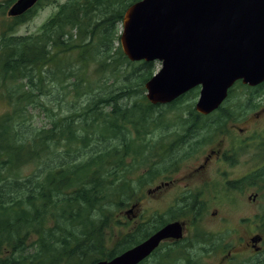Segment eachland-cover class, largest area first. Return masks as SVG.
Segmentation results:
<instances>
[{
    "label": "trees",
    "instance_id": "1",
    "mask_svg": "<svg viewBox=\"0 0 264 264\" xmlns=\"http://www.w3.org/2000/svg\"><path fill=\"white\" fill-rule=\"evenodd\" d=\"M137 1L69 0L39 33L0 38V97L8 104L0 115V264L101 260L103 251L98 247L103 238L98 233L108 225L109 207L123 205V192L134 190L121 175L133 172L125 170V158L134 154L136 167L146 164V145H135L154 126H164L162 109L166 107L154 106L145 97L124 104L125 91L101 93L92 85L97 83L88 79L87 65L105 61L106 48L118 36V23ZM73 29L79 37L74 38ZM117 51L126 63H132L120 47ZM75 52L76 63L66 58ZM116 59L108 60L107 68L117 72ZM139 66L146 71L152 65L142 61ZM152 74L143 75L142 83ZM49 81L53 88L62 84L66 97L71 96L67 114L59 112L64 108L61 101L49 109L40 99L46 96ZM197 94V90L188 93ZM80 96L92 97L83 102ZM40 106L59 114L50 127L31 122L29 107ZM156 109L158 114L153 116ZM143 180L139 178L141 186ZM140 233L129 236L125 246L143 239Z\"/></svg>",
    "mask_w": 264,
    "mask_h": 264
},
{
    "label": "rangeland",
    "instance_id": "2",
    "mask_svg": "<svg viewBox=\"0 0 264 264\" xmlns=\"http://www.w3.org/2000/svg\"><path fill=\"white\" fill-rule=\"evenodd\" d=\"M10 1L11 0H0V38L4 35L11 34L19 36L39 33L41 27L57 13L59 6L69 0H42L33 15L26 16L21 23H19L17 19L8 17V9L12 6L9 4ZM97 18L101 20L102 16H97ZM117 29L118 36L116 40L113 42V45L110 44L111 46L106 48L103 54L105 61L102 63H99V61L96 63L90 61L87 65L89 66L88 79L97 83L92 85L95 89H98V92L101 91V93L114 90L121 94V92L125 91L123 95L127 98L123 100V103L131 105L137 99L142 97L146 98L147 91L144 85L145 82L142 83V76L148 75L151 71L153 74L156 73L161 68V64L158 62L151 63V68L149 69L147 67L145 71L144 68H140V62L131 64L126 63L119 51H117L118 47H120L119 37L123 29L122 22L118 23ZM72 33L74 34V38H76V36L79 37L77 30L73 29ZM76 41L80 43L81 38H77ZM99 49L103 50V47H99ZM77 55L78 52H75V54L67 56L66 58L76 63ZM113 57L114 59L117 57L113 65V67L117 69V72L111 71V68H107V64L110 63L108 60H112ZM52 77V74H50L49 80H51ZM72 81L73 80H70L69 82ZM106 81L108 84H105ZM46 83L48 85V88L45 90L46 96L40 99L44 101L49 109L58 106V101H61L60 103L64 105V108H60L59 112L63 111V115L67 114L66 105L69 103L68 98H71V96L69 95L66 97V90H63L62 84H58V87L53 88L55 85L50 81ZM90 97L92 96H83L82 98L80 96L79 100L86 102ZM185 97L186 98L180 103L177 102L170 107L162 109L163 120L161 122L164 126L157 128L154 126L155 128L153 127L147 135L141 137L144 141L139 140L138 143L145 144L147 146V153L154 157L150 164L146 163L144 167L139 169L134 175L121 173L123 178L127 179V181H124L127 182L126 185L133 186L134 190L123 192L126 198L125 204H114L110 206V212L106 218L108 225L98 233L100 238H103V243L101 246L99 245L98 249L105 250V253L109 254V252L111 253L112 251L111 249H117L118 245L126 239L128 240L129 236L139 233V230L142 229L143 231L154 230L156 226L162 225L165 220L168 221L170 219L169 217H181L184 221L188 222L185 216L187 213H184L179 208L187 205L186 203L201 202L204 199L202 197L204 188L212 184L214 185L213 187L219 191L240 190L238 192L240 205L239 207L225 205L216 216H212L210 212L201 214L202 221H200L198 217L197 220L199 222L194 220L193 226L192 223L189 224L188 222L186 236L191 237L193 234L192 238L194 241L205 244L204 247L206 248L205 253L207 258L204 260L205 264H264L263 257H252L253 255L250 253L244 252L247 249H243L246 243L244 240L243 242L242 240L239 241L241 235H245L246 232L250 231L246 225L247 222L242 223L241 217L250 216L253 213L264 215V207L263 210L258 207L260 203H264V176L260 175L261 173L264 174V162L261 161L256 163L257 166L253 168V170H257V173L253 171V176L247 178L245 182L234 184L235 187L233 184H230V186L226 185L227 188L225 189L219 185L221 184L219 179H222L219 174H232V171L234 173L240 170L242 174L245 171H251L250 167H243L240 169L239 166H235L230 168L225 163L221 166L213 157V159L208 162V168L198 169L200 164L205 160V157L210 153V150L217 149V147H219L218 144L222 140L228 142L226 144V147H228L230 136L236 137L237 135L243 134L244 131H239L237 129H235L237 130L235 131L232 129L234 126L245 128L247 125L243 123L245 119L241 121L240 116L245 115L246 111H259L260 108L264 106V91L261 96L258 94L252 95L251 92L243 89L236 91L235 102L231 104L229 113L224 117L223 114L214 113L208 120L201 118L196 121L197 113L194 107L198 100L199 92L198 96L186 95ZM4 98L5 97H0V115L8 110V104ZM29 109L33 110L31 111V122L39 127H50L51 119L59 116L57 113L44 110L41 106L35 109L29 107ZM157 114L158 111L156 109L153 116ZM165 124L168 125L165 126ZM191 127L196 128L192 132H188ZM254 129H258L260 133L257 135V142L241 150L240 155L237 156L240 160L236 162L237 164L251 162L252 157L258 159L264 158V139L262 140L264 136L261 135H264V118L253 124L252 130ZM223 131H225V134H222ZM251 131L246 135H249ZM131 136L137 137V134L131 133ZM137 162L138 161H135L131 157L127 158L125 160L127 166L125 170H133V165ZM217 167H222L220 173H217ZM258 168L260 169L259 171L262 170L261 173L258 172ZM157 171L161 172V174H159L158 178H156L153 183L144 182V185H140L139 178L141 176H155L156 173H158ZM165 181H168L167 184H169L170 181L173 183L170 182V185L167 186L165 184L161 187L162 183ZM206 182L209 183L205 184ZM252 183H256V187L247 190V192H251V194L247 192L244 193L247 189L245 186H249ZM157 186L161 187V191L158 189L156 193L150 194L149 190L157 189ZM219 187L221 189H219ZM114 188L117 190L119 187L116 185ZM114 188L113 192H115ZM255 195V201L253 200L254 203L248 206L249 197L251 199ZM232 196L233 195L230 196L231 199ZM170 208L171 211L168 212ZM259 217L258 215V217L254 219L257 220ZM258 226L260 227L261 225ZM259 227L255 229L257 230L255 232L261 233L264 236V229L259 230ZM201 238H206L207 242L204 243L199 241ZM134 239L135 238H132V240ZM92 242L95 244L94 239ZM168 245L167 243L165 247ZM235 245L236 248L234 247ZM199 250L203 251L202 247H200ZM230 250L233 253H238L236 258H232L230 255L229 257L227 256ZM175 260L176 258L171 257L170 260H167L169 263L166 262V264H175ZM161 262L165 264L163 259H161ZM61 264L67 263L62 262ZM176 264H179V262H176ZM198 264L202 263L199 262Z\"/></svg>",
    "mask_w": 264,
    "mask_h": 264
},
{
    "label": "water",
    "instance_id": "3",
    "mask_svg": "<svg viewBox=\"0 0 264 264\" xmlns=\"http://www.w3.org/2000/svg\"><path fill=\"white\" fill-rule=\"evenodd\" d=\"M38 1L19 0L9 14H23ZM120 43L131 61L162 62L145 84L151 103L172 102L200 86L196 110L210 114L236 81H264V0H141L124 13ZM171 237H182L177 222L96 264H138Z\"/></svg>",
    "mask_w": 264,
    "mask_h": 264
},
{
    "label": "flooded vegetation",
    "instance_id": "4",
    "mask_svg": "<svg viewBox=\"0 0 264 264\" xmlns=\"http://www.w3.org/2000/svg\"><path fill=\"white\" fill-rule=\"evenodd\" d=\"M247 90L249 92L252 93V95H260L262 94V92L264 91V82L258 86L255 87H251L248 85L243 84L242 81H238L229 91V95L228 98L225 100V102L223 103V105L221 106V108L219 110H217L214 113H220L223 114V117L229 113V109L231 108V104L235 102V93L236 91L239 90ZM212 113V114H214ZM211 114V115H212ZM211 115L209 116H201L202 119H206L208 120ZM262 118H264V106L260 108L259 111H246L245 115L240 116V119L242 121V119H245L243 123H246V127L245 128H241V127H237L234 126V128L232 130H241L244 131L243 134L241 135H237L236 137H232L230 136V142L228 144V147H226V144L228 143L225 140H222L217 147V149H211L210 153H208V155L205 157V160L200 164V166L198 167V169H206L208 168L207 165L209 166V161L211 159H216V162H218L221 166H223V163H225L227 166H229L230 168H233L235 166H239L240 169H242L243 167H250L251 171H245L241 174V170L240 171H236L232 174L230 173H223V174H219L222 179H219L221 181V184H219L220 186H222L224 189L227 188L226 185L230 184H237L240 182H245L247 180V178H250L253 176V171L255 173H257V170H253V168H255L257 166L256 163L259 162H264V158L262 159H258L256 157H252L251 158V162H246L244 164H237L236 162H239L240 160L237 158V156L240 155L241 150L248 148L249 146L253 145L254 143L257 142V135L260 134L258 129H254L252 130V126L253 124L257 123L259 120H261ZM194 128V127H192ZM235 130V131H237ZM252 130V131H251ZM249 131L250 134L246 135ZM222 134H225V131L222 132ZM262 136H264L263 134H261ZM264 139V137H262V140ZM229 162V163H228ZM222 167H217V173L221 172ZM260 169L258 168V172L261 173V171H259ZM263 175L264 174H260ZM168 181L163 182V184L161 185V187H163L165 184L168 186L170 185V182L173 183L172 181L169 182V184H167ZM209 182H206L205 184H208ZM225 183V184H224ZM214 185L209 184L207 185L204 190H203V200L201 202H197V203H186L187 205L180 207V210H182L184 213H187L189 215L186 216V218L188 219L189 224L192 223V226L194 225V220H196L197 222H199L197 219L199 217L200 221H202V217L201 214L203 213H212V216H216L221 212V208H223L225 205L231 206V207H239L240 205V200L238 197V190H223V191H219L217 189H215V187H213ZM160 186H157V189L154 190H149V193H156V191H161ZM235 187V185H234ZM247 187V189L244 191V193L247 192V190H251L253 189V187H256V183H252L249 186H245ZM219 189H221L219 187ZM230 191V192H229ZM209 192H214V193H209ZM218 193V195H217ZM249 194H251V192H247ZM230 194V195H229ZM232 196V199L230 198V196ZM255 197L256 195L250 199L249 197V203L248 206H251L255 201ZM264 199V198H263ZM250 204V205H249ZM260 207L261 210H263L264 207V203H260ZM130 213V212H128ZM141 215V213H140ZM258 215L260 216L259 219L255 220L254 218H257ZM194 217V218H193ZM262 218V219H261ZM261 219V220H260ZM170 220H174V221H181V220H176V219H170ZM257 222H255V221ZM260 220V221H259ZM241 221L242 223H246V225L248 226V229L250 230L249 232H246L245 235H241L240 236V240L245 241L246 244H244L246 249L244 252L250 253L251 255H253L252 257H263L264 258V236L261 233L255 232L257 230H255L256 228H258V225H261L259 227L260 229H264V215L258 214V213H253L250 216H244L241 217ZM144 222V221H143ZM173 222V221H172ZM182 225H183V237L181 239H175V238H168L166 240H164L162 243H160V246L152 253L150 254L148 257H146L144 260H142L139 264H163L161 262V259L164 260V263L166 264V262L169 263L171 257L172 258H176L175 260V264L176 262H179V264H198L199 262L202 264L204 263V260L207 259L206 258V253L205 250L206 248L204 247L205 244H202L198 241H194L192 236L191 237H187L186 236V230L188 227V222L187 221H181ZM165 224V222L163 223ZM164 226V225H163ZM156 229L152 230L151 232L148 231V235L152 234ZM140 231V230H139ZM237 231V230H236ZM248 231V230H247ZM193 232V229H192ZM140 233V232H139ZM236 234V233H235ZM140 235L143 234H139L138 236L140 237ZM148 235H143V236H148ZM238 235V234H237ZM136 236V237H138ZM239 237V236H238ZM135 238V237H134ZM136 240V238L132 241L134 242ZM143 239H141L140 241H138L137 243H134L128 247L125 246L126 242L130 241V238L128 237V240L126 239L125 241L121 242L120 245H118L117 249H111V253L109 252V257L106 255L105 258H108V260H112V258L124 253L125 251L129 250L132 246L142 242ZM199 241L206 243L207 239L206 238H201L199 239ZM238 241V243H239ZM169 244L168 246L165 247L166 244ZM239 246V245H238ZM202 247V250H199V248ZM236 248V245L234 246ZM105 251V250H104ZM199 251V253H198ZM162 253V255H161ZM104 254V253H103ZM232 257V258H236L238 253H233L231 250L228 252V257ZM161 256V257H160ZM161 258V259H160ZM160 259V260H158Z\"/></svg>",
    "mask_w": 264,
    "mask_h": 264
}]
</instances>
